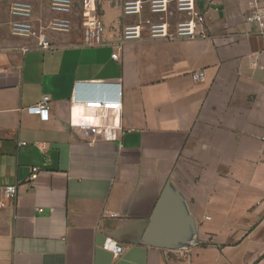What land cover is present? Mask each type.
<instances>
[{
	"label": "crops",
	"instance_id": "0c3cea01",
	"mask_svg": "<svg viewBox=\"0 0 264 264\" xmlns=\"http://www.w3.org/2000/svg\"><path fill=\"white\" fill-rule=\"evenodd\" d=\"M12 1L0 0V264H264V0H197L205 39L131 40L122 29L139 16L124 0H89L104 26L93 46L72 0V29L46 49L10 33ZM25 1L34 25L57 15ZM43 96L45 119L26 111ZM90 99L109 104L73 105ZM167 185L193 219L174 249L144 241Z\"/></svg>",
	"mask_w": 264,
	"mask_h": 264
},
{
	"label": "built area",
	"instance_id": "2783aa9c",
	"mask_svg": "<svg viewBox=\"0 0 264 264\" xmlns=\"http://www.w3.org/2000/svg\"><path fill=\"white\" fill-rule=\"evenodd\" d=\"M146 5L150 15L141 16ZM49 8L56 16L47 21L40 22L37 26L31 23V4L25 0H13L9 5V31L12 35L31 37L35 45L46 49L51 47L48 33L51 31L68 32L74 25L70 14L73 12L72 0H50ZM124 15L139 16L137 21L126 24L122 29L123 40L140 39L144 33L151 38L174 39L186 37L189 39H205L208 36L205 28V15L199 9L197 0H124L122 3ZM257 15L248 17V20L258 19ZM80 26L82 43L84 45H99L102 43L104 26L97 14L94 2L82 1L80 11ZM120 45L116 47L119 49ZM117 59L118 53L111 54ZM193 81L204 78L202 70L191 74ZM105 100L75 101L73 105H82L88 109L107 107ZM48 97L36 104L26 107L29 113H36L41 119L48 115ZM30 179L36 177L38 167H32ZM5 198H13L17 193L16 185H6L2 189ZM102 247L111 252L114 257L121 255L125 247L112 237H105Z\"/></svg>",
	"mask_w": 264,
	"mask_h": 264
},
{
	"label": "water",
	"instance_id": "95a60500",
	"mask_svg": "<svg viewBox=\"0 0 264 264\" xmlns=\"http://www.w3.org/2000/svg\"><path fill=\"white\" fill-rule=\"evenodd\" d=\"M193 226V219L185 213L179 194L167 185L153 210L144 241L150 245L174 249L183 247Z\"/></svg>",
	"mask_w": 264,
	"mask_h": 264
},
{
	"label": "rangeland",
	"instance_id": "374dc122",
	"mask_svg": "<svg viewBox=\"0 0 264 264\" xmlns=\"http://www.w3.org/2000/svg\"><path fill=\"white\" fill-rule=\"evenodd\" d=\"M122 3H123V1H122ZM122 3H121V10H122ZM95 4V9H96V12H97V14L100 16V14H99V12H98V8H97V4L96 3H94ZM80 18V17H79ZM100 19H101V16H100ZM10 21V20H9ZM101 21H102V19H101ZM102 23H103V21H102ZM8 26H9V24H8ZM35 26H37V25H35Z\"/></svg>",
	"mask_w": 264,
	"mask_h": 264
}]
</instances>
